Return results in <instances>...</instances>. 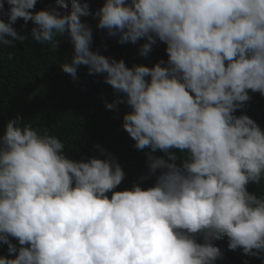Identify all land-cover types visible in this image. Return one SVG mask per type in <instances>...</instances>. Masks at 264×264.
<instances>
[{"label":"clouds","instance_id":"9594fccd","mask_svg":"<svg viewBox=\"0 0 264 264\" xmlns=\"http://www.w3.org/2000/svg\"><path fill=\"white\" fill-rule=\"evenodd\" d=\"M36 3L0 0V46L25 41L18 19L53 52L66 34L73 53L62 71L74 81L80 66L103 75L114 94L105 107H128L122 128L150 150L141 181L154 183L117 191L126 174L111 153L97 146L103 159L73 160L56 135L8 120L0 264H216L225 238L264 264V196L248 190L264 180V130L235 114L249 92L264 96V0H104L94 12L87 0L32 11ZM89 16L120 44L145 40L142 57L163 43L167 59L128 67L93 51Z\"/></svg>","mask_w":264,"mask_h":264},{"label":"trees","instance_id":"16d2710c","mask_svg":"<svg viewBox=\"0 0 264 264\" xmlns=\"http://www.w3.org/2000/svg\"><path fill=\"white\" fill-rule=\"evenodd\" d=\"M87 2L94 12L104 0ZM49 4L55 5V0H37L32 11L45 9ZM81 20L92 28L91 49L105 56L123 59L128 67L133 64L151 67L158 60L167 59L166 46L161 42L152 46L148 57H142L139 47L145 40L137 44H120L118 38L109 37L105 30L98 29L96 20L91 16ZM32 26L31 21L25 24L18 19L13 27L18 34H28L27 38L10 49L0 46V134L8 120L20 117L23 122H31L41 131L56 135L64 143L65 155L70 159H103L99 148L111 153L126 174L117 191L130 189L133 183H139L142 188L151 186L154 177L141 181L147 171L146 153L150 150H137L134 141L122 128V116L129 111L128 107L125 104L117 105L114 110L105 107L106 101H113L114 94L111 86L103 83L102 74L89 75L87 67L80 66L78 79L74 81L62 71L60 64L70 62L73 53L66 34L56 37L60 43L57 51L53 52L46 44L41 45L31 39ZM9 52L13 53L12 60L8 59ZM249 94L252 99L235 114L248 115L264 130V96ZM153 155L161 156L163 153ZM248 190L264 196V180L260 186L249 184ZM215 244L224 253L223 259L217 260L216 264H244L245 259L248 264H262L255 257H246L239 249L228 250L226 238L215 241ZM3 255H7V246L0 243V256Z\"/></svg>","mask_w":264,"mask_h":264}]
</instances>
